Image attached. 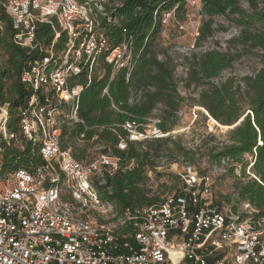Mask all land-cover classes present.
Wrapping results in <instances>:
<instances>
[{"label":"built area","instance_id":"2783aa9c","mask_svg":"<svg viewBox=\"0 0 264 264\" xmlns=\"http://www.w3.org/2000/svg\"><path fill=\"white\" fill-rule=\"evenodd\" d=\"M121 3L0 0V8L10 14L13 43L37 52L22 73L30 96L14 116L0 90V264H264V215H256L250 201L231 206L214 198V177L232 165L239 170L230 157L206 173L188 166L179 175L181 189L155 204L112 212L111 221L89 213L103 205L96 180L104 183L107 173L126 166L110 154L76 159L72 147H63L62 127L82 122L78 109L83 86L74 85L73 79L83 70L90 82L105 62L112 65L111 80L120 69L131 77L137 62L133 39L114 45L101 27V18L119 22L109 8ZM185 3L201 10V0ZM175 16L174 8L164 11L162 25ZM39 23L55 33L49 45L37 37ZM62 32L67 39L58 48ZM142 99L143 90L135 89L129 102ZM14 121L15 129L10 127ZM159 122L153 128L127 122L123 127L128 136L121 137L118 147L125 150L128 140L167 136ZM10 150H15L14 162L27 156V162L38 158L42 163L5 171ZM248 155L250 172L254 160Z\"/></svg>","mask_w":264,"mask_h":264},{"label":"trees","instance_id":"16d2710c","mask_svg":"<svg viewBox=\"0 0 264 264\" xmlns=\"http://www.w3.org/2000/svg\"><path fill=\"white\" fill-rule=\"evenodd\" d=\"M246 2L248 9L243 6L242 0H201L202 15L207 18L199 28L197 43L201 44L213 36L214 16H226L241 28L235 40H240L250 50L261 51L259 57L262 66L254 75L216 83L213 80L232 67L242 57V52L228 53L212 49L195 56L190 62L186 83L202 88L199 106L223 126L239 122L229 131L228 141H216V135L210 134L196 149L187 148L180 139H174L171 135L144 141L128 140L125 150L118 147L121 137L128 136L124 124H148L159 103L169 110L167 117H173L184 100L174 79V67L159 60L155 42L164 27L163 12L174 8L176 15H185L188 11L185 0H122L121 6L109 8V14L119 20L117 24L101 18V27L114 45L133 39L137 62L129 80L125 69L118 70L111 80L112 65L105 62L102 63L101 73L94 74L90 82L86 70L74 77L73 84L83 86L78 109L82 122L64 123L62 143L67 148L66 138L69 139L74 145L73 155L78 160L87 159L89 148L93 146L98 148L99 154H110L121 159L125 170L113 175L107 173L104 183H95L102 201L115 204L120 214L127 209L160 201L149 196L146 190L148 171L156 169L160 157L178 160L182 156L189 162H196L197 156L206 155L212 164L230 157L242 165L243 177L249 178L237 187L239 196L242 201L253 204L258 210L256 215H264V8L259 6L260 0ZM0 21L4 23L3 29L0 28V54L7 56L4 63L0 62V90L3 99L10 103V112L14 116L17 107L30 96L31 90L22 81V73L37 52H29L13 43L10 14L3 8H0ZM54 36L48 24H38L37 37L41 43L49 45ZM66 39L65 32H62L57 47H64ZM106 88L108 92H105ZM135 89L143 90V99L131 104L129 99ZM157 125L163 133H169L167 121L160 120ZM10 127L16 128L15 121L10 123ZM139 129L146 132L144 126ZM78 141H82L84 146L79 148ZM14 153L15 150H10L7 154L6 162H3L5 171L32 169L34 165L42 163L38 158L36 162H27V156L14 162ZM247 154L253 155L251 171L254 176L247 173L249 161H244Z\"/></svg>","mask_w":264,"mask_h":264},{"label":"rangeland","instance_id":"374dc122","mask_svg":"<svg viewBox=\"0 0 264 264\" xmlns=\"http://www.w3.org/2000/svg\"><path fill=\"white\" fill-rule=\"evenodd\" d=\"M242 4L245 8H249L246 0H242ZM259 6L264 8V2L260 0ZM200 12V9L189 7L185 15H176L168 25H165L156 39L155 49L158 58L174 67V79L178 86V92L184 100L180 108L173 113L174 116L170 118L167 117L170 114L167 107L163 103H159L149 121L152 128L158 119L167 121L170 127L168 135L173 136L174 139H180L187 148L192 149L199 147L203 139L210 134L216 135V141H228L230 139L229 131L235 125L225 127L219 122H215L207 110L199 106L198 99L202 88L194 85L188 86L186 83L189 64L194 57L212 49L228 53L242 52V57L235 61L232 67L213 80L216 83H221L229 78L240 80L246 75H254L262 66L259 57L261 51L250 50L240 40H235L239 36L241 28L226 16H214L212 18L215 28L213 36L198 44L199 28L203 20L207 18ZM6 59L5 54H0L1 63H4ZM101 69L102 64L99 65L98 71L101 72ZM245 108H249V106ZM66 141L68 146L73 149L74 145L68 138ZM77 146L81 148L84 144L82 141H78ZM97 150L96 146L89 148L90 155L88 158L97 157L99 155ZM196 158V162H189L182 156L178 160H173L172 157L167 156L160 157L156 169L148 171L146 190L149 192V196L162 201L175 190L179 191L181 189L179 175L188 166H193L198 171L208 172L214 165L206 155ZM244 161H249L248 154L245 155ZM235 164L239 168L238 171L232 170L235 168L232 165L227 172L217 175L213 179L215 200L231 206L243 202L237 187L249 178L243 177L242 165L240 163ZM247 173L254 176L252 171L249 172L248 169ZM96 182L98 181L96 180ZM118 210L115 204L103 202L102 206L92 208L89 213L102 220L111 221L113 219L112 212L115 213Z\"/></svg>","mask_w":264,"mask_h":264},{"label":"water","instance_id":"95a60500","mask_svg":"<svg viewBox=\"0 0 264 264\" xmlns=\"http://www.w3.org/2000/svg\"><path fill=\"white\" fill-rule=\"evenodd\" d=\"M202 14V11L200 12ZM239 124V122L237 124H235L232 128H234L235 126H237Z\"/></svg>","mask_w":264,"mask_h":264},{"label":"bare ground","instance_id":"6f19581e","mask_svg":"<svg viewBox=\"0 0 264 264\" xmlns=\"http://www.w3.org/2000/svg\"><path fill=\"white\" fill-rule=\"evenodd\" d=\"M215 122H217L216 120H215ZM226 127V126H225Z\"/></svg>","mask_w":264,"mask_h":264}]
</instances>
